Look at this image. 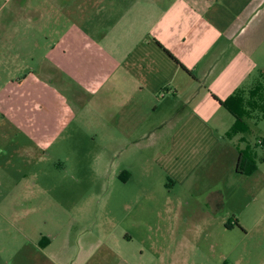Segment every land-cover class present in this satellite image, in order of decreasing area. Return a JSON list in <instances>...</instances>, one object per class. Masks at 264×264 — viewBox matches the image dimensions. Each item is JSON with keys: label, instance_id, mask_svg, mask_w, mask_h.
<instances>
[{"label": "crops", "instance_id": "obj_1", "mask_svg": "<svg viewBox=\"0 0 264 264\" xmlns=\"http://www.w3.org/2000/svg\"><path fill=\"white\" fill-rule=\"evenodd\" d=\"M7 19L33 23V60L45 59L60 90L78 105L86 91L94 95V115L104 120L97 128L122 136H111L113 155L136 147L139 160L156 162L165 179L161 190L128 191L122 210L107 200L93 206L89 191L34 190L32 170L19 165L33 164V141L51 143L25 131L23 109L7 108L3 89L0 264H148L132 254L141 232L133 214L220 209L231 174L244 176L237 173L240 150L256 141L226 137L235 117L215 97L248 100L255 88L264 90V0H0V76ZM29 82L14 97L34 90L52 105L55 90ZM52 121H45L51 140L62 130ZM121 212L130 216L118 221ZM236 222L229 220L231 230Z\"/></svg>", "mask_w": 264, "mask_h": 264}, {"label": "rangeland", "instance_id": "obj_2", "mask_svg": "<svg viewBox=\"0 0 264 264\" xmlns=\"http://www.w3.org/2000/svg\"><path fill=\"white\" fill-rule=\"evenodd\" d=\"M13 6L7 5V13ZM29 25L33 23L7 19L4 38L6 66L0 76L3 80L0 92L5 90L7 108L23 109L19 119L27 128L25 131H32L38 142L51 143L45 147L33 141V164L19 165L32 170L33 189L38 192L89 191L93 195L90 202L93 206H103L107 200L109 205L117 206L119 210L125 207V196L130 190L163 189L165 175L153 160H139L140 153L136 147L127 149L125 146L126 150L118 149V155H113L115 149H110L109 145L113 140L111 136L117 140L122 136L120 133L113 136L108 129L104 133L97 128L99 121L104 120L94 115L93 94L86 91L85 103L78 105L72 100L71 92L60 90L62 86L56 79L51 81L53 71L45 70V59L38 55V59L34 57L33 60V29ZM58 77L60 70H54V78ZM25 81L34 85L36 82L40 90L46 84L53 88L52 105L49 99L45 101L34 90L32 97L25 92L26 96L20 97L17 93L15 98L17 87ZM67 107L74 113H66ZM54 110L59 116L50 115ZM78 110L84 116H80L82 113ZM74 114L76 118L73 120L71 115ZM66 118L67 124H62ZM58 119L62 130L51 140L53 135L46 133L45 121L48 125L52 120V124L57 123ZM6 120L8 122L9 118ZM247 123L250 128L244 134L247 139L257 141L263 136L264 119L259 112H255ZM43 134L45 136L38 137ZM26 135L29 136L28 133ZM161 138L162 135L159 140ZM259 139L261 142L264 138ZM21 141L29 142V139L21 134ZM255 162L256 171L252 175L231 174L230 194L220 203V209L213 207V211L204 215L186 211L133 214V224L140 222L141 232L137 233L139 238L132 254L148 264H264L263 147L256 149ZM9 168L12 172L13 166ZM82 199L89 201V197ZM127 216L130 215L119 213L118 221ZM231 218H235L240 227L229 229L227 225Z\"/></svg>", "mask_w": 264, "mask_h": 264}, {"label": "trees", "instance_id": "obj_3", "mask_svg": "<svg viewBox=\"0 0 264 264\" xmlns=\"http://www.w3.org/2000/svg\"><path fill=\"white\" fill-rule=\"evenodd\" d=\"M215 99L235 117L234 127L226 134L227 138L248 133L250 128L246 119L252 118L255 112H259L261 117L264 118L263 85L255 88V90L251 92L248 100H245L240 96H234L226 101H221L216 97ZM261 142L262 143L256 141L253 144H247L244 149L240 150L239 162L237 166L238 174L250 176L256 171V162L253 150L258 147L264 148V140L262 139ZM235 225L239 227L238 222H236ZM227 227L229 229H233L231 224H228Z\"/></svg>", "mask_w": 264, "mask_h": 264}, {"label": "built area", "instance_id": "obj_4", "mask_svg": "<svg viewBox=\"0 0 264 264\" xmlns=\"http://www.w3.org/2000/svg\"><path fill=\"white\" fill-rule=\"evenodd\" d=\"M259 143H262V142H259Z\"/></svg>", "mask_w": 264, "mask_h": 264}]
</instances>
